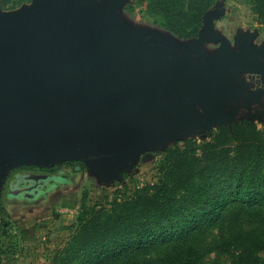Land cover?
<instances>
[{"label":"rangeland","instance_id":"374dc122","mask_svg":"<svg viewBox=\"0 0 264 264\" xmlns=\"http://www.w3.org/2000/svg\"><path fill=\"white\" fill-rule=\"evenodd\" d=\"M52 1L64 10L70 8L72 2L80 6L84 2L0 0V12L22 13L38 5L47 6ZM91 2L95 12L104 13L108 18L113 35L120 34L127 42L134 60L151 54L154 49L153 55L162 61L181 58L184 49L198 43L199 36L185 41L167 31L154 0ZM169 3L174 14H188L190 0H169ZM200 33V36L208 35L209 41L190 57V71L202 81H208L216 76L217 65L212 64L217 63L220 52L225 51L227 56H247L249 59L232 64L228 75L229 84L236 92L232 96H236L241 105L253 108L251 114L239 109L237 117L213 122L206 118V108L197 105L188 92L184 98L187 104L181 108L184 118H171L166 131L143 130L131 144L134 149L122 155L100 156L80 146L71 154L47 153L45 165L29 161L5 165L0 169V264H87V257L108 243L176 233L195 214L210 207L214 195L193 187L191 190L180 187L177 192L169 193L162 206L141 208L143 214L152 212L144 221L136 220L135 211L125 224H122L123 219L114 216L118 205L134 200L144 189L158 186L170 168L175 173L178 163H182L184 169L189 158L201 159V151L191 154L189 144L196 149L209 142L219 128L226 126L231 130L233 125L244 122L264 131V0H214L205 14ZM234 107H238L237 104L228 110ZM175 164L177 168L173 167ZM21 167L58 171L69 180H61L56 188L46 189L35 201L12 202L7 206L5 195L2 197L6 191L5 181L11 171ZM206 177L201 175L195 183L204 185ZM105 213L109 217L105 226L102 225L104 235L92 236L95 222H100ZM169 245L149 254H134L115 264H163L168 257L184 251L194 264H264V216L255 209L237 205L224 212L218 223L204 226L187 240H173Z\"/></svg>","mask_w":264,"mask_h":264},{"label":"water","instance_id":"95a60500","mask_svg":"<svg viewBox=\"0 0 264 264\" xmlns=\"http://www.w3.org/2000/svg\"><path fill=\"white\" fill-rule=\"evenodd\" d=\"M112 29L91 0L65 10L52 1L22 13L0 12V169L27 161L45 165L47 153L71 154L80 146L100 156L127 153L138 133L166 131L171 118H184L188 92L213 122L253 109L232 96L229 84V67L247 56L220 52L212 64L216 76L202 81L189 60L208 35H199L181 58L162 61L154 49L134 60ZM61 180L69 178L22 176L29 186L14 194L38 191L39 197Z\"/></svg>","mask_w":264,"mask_h":264},{"label":"trees","instance_id":"16d2710c","mask_svg":"<svg viewBox=\"0 0 264 264\" xmlns=\"http://www.w3.org/2000/svg\"><path fill=\"white\" fill-rule=\"evenodd\" d=\"M154 1L158 3L164 28L185 41L199 36L205 14L214 3V0H190L188 14L183 16L174 14L169 0ZM190 148L191 154L200 150L201 159L189 158L184 164L185 170L182 163H178V168L175 164L173 166L177 168L175 173H172L170 168L158 186L144 189L137 193L134 200L118 205L114 210V216L123 219L122 224H125L135 211L136 220L144 221L152 212L143 214L141 208L162 206L168 199L169 193L177 192L180 187L188 190L193 187L205 194L214 195L210 207L195 214L176 233L165 232L141 237L137 241L122 240L108 243L102 246L99 252L88 256L87 264H115L134 254L145 255L166 248L173 240L185 241L204 226L218 223L223 218L224 212L237 205L255 209L264 216V131L249 122L233 125L231 130L223 126L213 133L209 142L196 146V149L193 148V144H189ZM201 162L204 164L201 165ZM76 168L73 169L77 171ZM54 173L57 174L58 171ZM201 175L207 176L206 182L198 186L195 180L198 181ZM108 217L109 215L105 213L100 217V222H95L92 236L104 235L103 227ZM163 264H194V262L188 252L184 251L168 257Z\"/></svg>","mask_w":264,"mask_h":264},{"label":"flooded vegetation","instance_id":"af4514ba","mask_svg":"<svg viewBox=\"0 0 264 264\" xmlns=\"http://www.w3.org/2000/svg\"><path fill=\"white\" fill-rule=\"evenodd\" d=\"M37 176V175H55V176H63L61 173H53V172H47L44 169H36L35 167H21L18 169H15L11 171L5 181V186L4 188L6 191L2 193V197L5 195L6 201L5 204L7 206L12 205V202H21L23 201L24 203L27 204V202H32L37 199L38 196V191H29L24 193H19V195L14 194L15 192H18V190H24L25 187L29 186V184H25L23 182H20V178L22 176ZM12 188V193L11 196H19L17 198H11L9 197L10 191ZM48 187H45L44 190H46ZM14 194V195H13Z\"/></svg>","mask_w":264,"mask_h":264}]
</instances>
